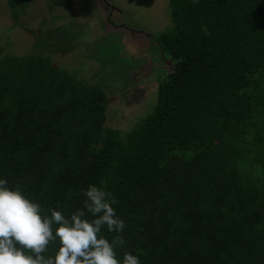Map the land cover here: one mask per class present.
<instances>
[{"label":"trees","instance_id":"16d2710c","mask_svg":"<svg viewBox=\"0 0 264 264\" xmlns=\"http://www.w3.org/2000/svg\"><path fill=\"white\" fill-rule=\"evenodd\" d=\"M168 14L155 41L171 70L123 134L102 128L101 87L0 47V179L66 216L104 187L141 264H264V0Z\"/></svg>","mask_w":264,"mask_h":264},{"label":"rangeland","instance_id":"374dc122","mask_svg":"<svg viewBox=\"0 0 264 264\" xmlns=\"http://www.w3.org/2000/svg\"><path fill=\"white\" fill-rule=\"evenodd\" d=\"M168 0H0V47L51 64L107 93L102 128L120 134L153 109L170 72L156 36L171 27Z\"/></svg>","mask_w":264,"mask_h":264},{"label":"clouds","instance_id":"9594fccd","mask_svg":"<svg viewBox=\"0 0 264 264\" xmlns=\"http://www.w3.org/2000/svg\"><path fill=\"white\" fill-rule=\"evenodd\" d=\"M201 31L211 35L207 25ZM82 194V207L70 215L56 208L46 213L19 181L10 186L0 179V264H141L124 249L126 224L113 207L116 198L95 184ZM105 230L114 234L111 240Z\"/></svg>","mask_w":264,"mask_h":264}]
</instances>
